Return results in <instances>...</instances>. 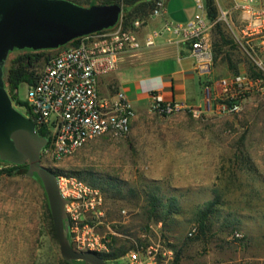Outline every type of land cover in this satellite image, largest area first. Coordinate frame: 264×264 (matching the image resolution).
Segmentation results:
<instances>
[{"label":"rangeland","instance_id":"374dc122","mask_svg":"<svg viewBox=\"0 0 264 264\" xmlns=\"http://www.w3.org/2000/svg\"><path fill=\"white\" fill-rule=\"evenodd\" d=\"M214 1L226 40L234 41L220 11L228 12V23L237 24L235 0ZM166 4L172 13L177 8L184 14L197 11L195 0ZM210 23L216 51L220 38ZM160 36L162 44L175 40L163 32ZM220 49L212 63L215 81L234 71H249L252 63L240 47L228 44ZM21 54L11 53L5 67ZM44 66L45 61L40 62L37 72ZM17 100L21 105L14 103V108L28 118L27 84L18 87ZM12 169L0 164V171ZM53 169L103 189L107 228L101 233L110 241L109 254L132 247L129 253L160 240L173 253L165 264H264V93L248 95L236 115L218 114L214 107L199 117L188 112L162 116L150 107L136 114L127 136L93 139ZM153 187L164 202L176 198L181 210L161 229L145 209V195ZM210 202H217L215 212L200 233L198 211ZM194 228L196 235L188 238ZM53 229L41 185L19 172L1 174L0 264H62ZM125 256L118 264H127Z\"/></svg>","mask_w":264,"mask_h":264},{"label":"built area","instance_id":"2783aa9c","mask_svg":"<svg viewBox=\"0 0 264 264\" xmlns=\"http://www.w3.org/2000/svg\"><path fill=\"white\" fill-rule=\"evenodd\" d=\"M65 1L87 7L91 3L102 5L109 0ZM197 7L199 12L190 22L178 24L165 19L163 1H159L149 19H164L160 31L154 30L141 39L139 31L147 25L148 19H137L132 27L124 28L121 13L115 27L79 38L75 44L50 50L52 55L37 80L27 84L25 104L28 119L47 141L40 152L44 167L54 171L58 163L72 157L98 137L121 138L129 134L135 110L123 92L102 96L98 77L113 71L120 57L132 54L142 46L153 47L161 32L180 37L198 63L211 66L214 58L210 37L212 24L206 19L204 0H197ZM234 12L237 24L228 23V12L221 10L220 14L228 24L234 42L261 77L242 72L216 80V90L207 88L208 111L215 107L221 115L240 113L242 102L248 95L264 93V0H235ZM14 103L12 101V105ZM151 111L162 116L188 112L199 117L205 113L201 108L184 103L164 104L160 97L153 98ZM58 187L61 196L68 201L65 212L69 223L68 238L73 249L109 254L110 241L101 233L107 228L103 191L72 174L58 176ZM157 227L161 229L162 224L158 223ZM195 232L194 228L188 236L192 237ZM172 256V251L158 240L138 246L125 258L127 264H165V260Z\"/></svg>","mask_w":264,"mask_h":264},{"label":"water","instance_id":"95a60500","mask_svg":"<svg viewBox=\"0 0 264 264\" xmlns=\"http://www.w3.org/2000/svg\"><path fill=\"white\" fill-rule=\"evenodd\" d=\"M122 13L118 4L80 6L65 0H0V161L27 165V177L41 185L49 207L60 255L68 264H108L98 254L75 251L68 238V201L60 193L58 176L41 164L47 141L33 122L12 105L5 88L4 67L14 50L50 51L79 38L111 29ZM210 70L208 64L200 72ZM112 264H118L113 262Z\"/></svg>","mask_w":264,"mask_h":264},{"label":"crops","instance_id":"0c3cea01","mask_svg":"<svg viewBox=\"0 0 264 264\" xmlns=\"http://www.w3.org/2000/svg\"><path fill=\"white\" fill-rule=\"evenodd\" d=\"M166 1L163 2L165 19L173 23L186 24L199 12L198 7L196 12L187 14L177 8L173 13L179 14L171 18L173 13ZM163 20H148L147 25L139 31L140 38L156 28H162ZM173 38V42L162 44L165 40L164 36H160L153 47L141 48L147 50L144 53L137 54V51L120 57L113 71L98 77L99 90L108 96L123 92L137 115L150 109L154 97H160L164 104L179 102L208 112L206 89L216 90V81L212 77L214 68L211 64L208 72L201 73L200 66L205 63H198L180 37Z\"/></svg>","mask_w":264,"mask_h":264},{"label":"trees","instance_id":"16d2710c","mask_svg":"<svg viewBox=\"0 0 264 264\" xmlns=\"http://www.w3.org/2000/svg\"><path fill=\"white\" fill-rule=\"evenodd\" d=\"M160 0H109L105 1L102 4H118L122 8V20H123V26L124 28H130L132 27V24L135 20H147L149 19L152 11L156 7L157 2ZM205 7H206V19L209 22L214 23V35L219 36L220 44L216 46V51L213 49L214 58L213 61L216 59V54L222 53L221 49L222 47H225L228 44H233L234 48H238V45L232 41V40H226L225 31H223V24L218 21V11L215 6L214 0H204ZM94 5V3L89 4V6ZM77 40L72 41L70 44H75ZM218 48V49H217ZM13 52H20L22 53L19 55L16 59H14L11 62V65L6 68L4 67V83L5 88L10 95V98L12 101L16 102V104L21 105L20 101L17 100V94L15 91L18 89V87L25 83V84H33L38 76L39 73L37 72V66L40 62L45 61V64L49 60V56L46 54V52L49 51H31V50H14ZM11 52V53H13ZM9 53V55L11 54ZM8 55V56H9ZM230 68L232 70H235L233 65L229 64ZM237 71H234L233 75H236ZM248 73L251 76L261 77L259 73H257L254 70L253 65H251ZM42 135V133H40ZM0 164L3 165H12L3 163L0 161ZM12 170H2L0 171V175L3 173L11 175V173L19 172L21 174L26 175L28 166H16L12 165ZM56 176L62 175L60 172H55ZM38 182L37 180H35ZM39 183V182H38ZM95 186V184H92ZM97 187V186H96ZM103 190V189H102ZM159 189L156 187L151 188L149 191H147V194L145 195L146 198V214L149 216V219H154L156 222L161 223L163 226L168 220H172V217L175 215H179L181 213L180 208L177 205V199L174 197H171L167 199L166 202L162 199L161 196H159ZM217 205V202H210L208 203L205 208L198 211V231L200 233H203L207 229V220L208 218L215 212V207ZM46 209L48 212L49 219L51 220V215L49 211V207L46 201ZM196 229V228H195ZM54 230V229H53ZM197 233V229L195 234L192 237L193 238ZM123 248L119 249L116 253L111 254H98L101 256L108 264H112L113 262H117L120 258L124 257L125 254L131 249ZM177 260V259H176ZM62 264H68L65 261L62 262ZM76 264H82L81 262H76Z\"/></svg>","mask_w":264,"mask_h":264}]
</instances>
